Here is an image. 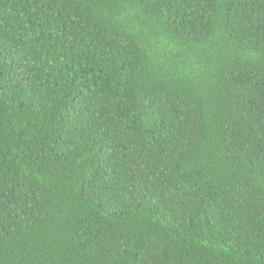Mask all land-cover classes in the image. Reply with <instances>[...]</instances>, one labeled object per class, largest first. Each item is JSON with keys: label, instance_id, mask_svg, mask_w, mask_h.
I'll use <instances>...</instances> for the list:
<instances>
[{"label": "trees", "instance_id": "obj_1", "mask_svg": "<svg viewBox=\"0 0 264 264\" xmlns=\"http://www.w3.org/2000/svg\"><path fill=\"white\" fill-rule=\"evenodd\" d=\"M0 264H264V0H0Z\"/></svg>", "mask_w": 264, "mask_h": 264}]
</instances>
